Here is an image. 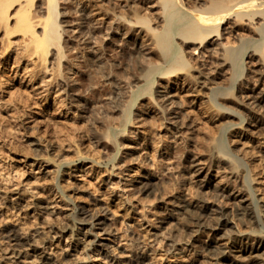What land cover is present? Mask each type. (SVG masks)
<instances>
[{"label":"rangeland","instance_id":"obj_1","mask_svg":"<svg viewBox=\"0 0 264 264\" xmlns=\"http://www.w3.org/2000/svg\"><path fill=\"white\" fill-rule=\"evenodd\" d=\"M118 3L133 5L130 0ZM93 4V0H59L61 40L70 46L82 43L77 17L83 15L80 22L93 16L99 19ZM34 6L43 9L41 0H34ZM231 16L228 22L234 20ZM256 20H237L236 33L222 31V45L213 46L224 56L217 50L215 57L202 60L189 51L192 76L155 83L156 100L142 98L134 107L135 123L120 134L121 152L116 155L100 127L108 112L117 116L118 88L110 75L97 84L89 80L98 58L89 48L83 53L70 49L68 58L76 65L71 70L62 58L63 77L50 88L39 77L30 80L22 66L11 65V51L2 55L0 46V264H42L38 257L43 251L56 258V264H204L202 249L211 241L225 242L218 245L226 255L218 263L237 264L236 255L247 256L230 247V238L251 230L252 235L264 236V111L239 97L249 87L264 85V52L255 51L262 40L257 30L262 19ZM139 27L132 23L131 32L117 33L119 43L130 34L136 41L124 47L149 44L143 26ZM119 43L108 53L116 65ZM238 44L248 54L238 60L234 78L224 49ZM252 51L256 55H250ZM47 57L49 69L54 55ZM84 57L93 62L85 66ZM210 88H219L223 94L211 98ZM73 126L85 132L78 133ZM68 137L78 139L77 143ZM220 142L227 153L217 152ZM78 154H92L101 163L89 158L66 162ZM49 156L57 157L55 162H48ZM231 157L241 161L239 171ZM248 185L253 194H247ZM148 188L150 193L144 191ZM225 192L230 195L223 196ZM238 199L250 205V211L256 210L257 221L246 222ZM254 256L253 264H264L262 257Z\"/></svg>","mask_w":264,"mask_h":264},{"label":"bare ground","instance_id":"obj_2","mask_svg":"<svg viewBox=\"0 0 264 264\" xmlns=\"http://www.w3.org/2000/svg\"><path fill=\"white\" fill-rule=\"evenodd\" d=\"M93 1L101 17L99 19H95V17L93 16V17L88 18L86 22L85 21L80 22L83 15H79L77 18L78 20L79 19L80 20H79V23L76 25L79 26V32L82 34L80 36L81 37L80 40L82 39L81 40L82 43L81 44L76 43L74 45L71 44L70 46L68 45V42L61 40L62 31L60 28H62L64 31V27L61 25L60 19H58V15L60 14L59 9H58L59 0H41L42 5H43L42 11H39L38 9H36L35 7L36 5L34 6V0H0V32H1L0 33L1 34L0 46L2 48L0 49L2 50V55L3 53H5L4 51H7V50L11 51L10 59H11V62L13 63L11 65H16V67L19 65L20 68L22 66L23 73L26 74V76L30 80L35 79L36 77H39L41 82L44 83V87L45 86L50 87L49 85H51L52 82H54L55 86H57L58 85L57 78L59 76H62V73H61V67L63 66L61 62L62 58L65 57V60H66L65 63L68 64L67 67H69L71 70H73V66L76 65L73 62V60L68 58V52L71 51L70 49L74 48L77 53H83V50L86 51L85 49L89 48L93 52V55L95 57H98L97 60L94 62L93 60H90L86 57L83 58L84 63H86L85 66L89 65L90 62L91 63L93 62L94 64L92 65L95 66L94 68L91 67L92 71L89 74V80L93 81L92 83L96 82L95 84H97L99 83V81H101V78H103L104 80L107 76L110 75L112 81L115 83L113 85L114 86L116 85L118 88L119 100L117 101V103H115L116 104L115 106L117 107V116L114 117L111 114V112H108V114L106 115V119H105L106 122L104 126H101L102 128L100 127L102 136L105 137V140L106 139L108 140L109 145L114 151V155L121 152V150L119 151V147L121 146V142L119 140L120 134L125 133V131H127V127H128L127 125L129 123H135L133 119L134 117H132L134 116L132 115L134 107L139 105L140 101L143 100L142 98H148L150 99V102L152 101L151 100L152 98L154 99V101L156 100V97L155 98L153 97L154 84L155 83L157 84L158 81H162L164 79L165 81L166 80L173 81L172 79H175L176 77L179 79V77L181 76L183 78L184 77L188 78L192 76L190 68L192 67L193 63L188 58L187 54L189 51H191V53H193L194 55L195 53L198 54L197 57H199L200 59L204 57L206 58L209 55L212 56L213 54H216L218 50V49H215L213 45L217 44V48L219 44L222 45L223 41H219L221 37L223 36L222 33L225 32L227 34V31L234 32L236 30V27L239 25V24L237 25V20L240 21L242 19L244 20L246 19L248 20V23H249V21H252V20L254 21V19L255 20L262 19V22L260 23L257 22L259 26L256 24L257 30H259L260 32L259 38L262 39L260 40L259 48L258 47L257 48L255 47L256 49L253 47L251 48L255 49V51L257 50V52L258 51L264 52V0H130L133 2L132 3L133 5L131 6L126 5V4L121 5L120 3H118L119 0H93ZM108 13L112 15L111 18L109 19L105 17L106 15H109ZM115 14L119 15V16L117 15L118 18L116 22L114 19ZM230 14H233L234 17L232 18L231 16V20L232 19L234 20H232L231 22H228L229 20L227 19L229 18ZM132 23L138 24V27L141 25V28L143 26L142 31L144 33V36L145 37L147 36L146 39L148 40L149 44L147 45L141 44L139 46L135 44L133 49H128L125 46L127 48L126 49L124 47V44L126 42H129L130 40H132L133 42L136 41L135 38L132 37L130 34L127 36V40L125 42L122 41L121 43H119V40H118L119 38H117L118 37L117 33L124 34L123 36H125L127 33H129L128 31L132 29L131 28ZM224 24L226 25L224 26ZM132 30H130V32ZM236 31L234 33H236ZM249 37H250V34H249ZM106 40H108V42L104 43V41ZM117 43H119L118 47H120V57H119V63L116 65V63L113 64V62H111L112 60L109 59L108 53L114 50V45H116ZM221 45L220 47H222ZM257 45H258V41H257L256 46ZM233 46L226 47L224 50L226 51L225 52L226 58H227L226 61L229 60L231 62L230 64V66L232 67L231 76L235 78L238 74V65H237L238 60H240V58L246 53L245 51L246 49L243 45H239V44L235 47ZM252 46H255V45H252ZM49 53H51V56L54 55V60L51 59V61L53 60V62L49 64L51 65V67L47 69L48 65L46 63L47 62L50 63V60L47 61L48 60L47 56ZM221 54L223 55L224 53H221ZM247 54L248 53H246V55ZM252 54L256 55L254 51H252L250 55ZM210 56L209 58L211 59ZM213 57L215 56L213 55ZM222 59H225V58L223 57ZM222 59H221V63L223 61ZM202 60H200V62H202ZM201 65L205 67L206 66L205 61H203ZM201 67H200V70H201ZM38 68L39 69L42 68L41 72H38ZM228 68L230 67L228 66ZM213 69L214 68L210 70H213ZM208 70H209V67H208ZM241 71H243V69ZM203 72L204 71H202V73ZM134 75L136 77H134ZM219 75H220V71H219ZM223 76L226 77L225 75ZM196 78H197V75H196ZM229 83L231 84L232 81L230 80ZM55 92H59L58 88H56ZM217 94H223V91L220 90L219 88H213L211 89V92L209 95L213 96V97L210 96L211 98H214V96H216ZM47 97H49V94H47ZM239 97L241 99L242 97L243 98L246 97V100H248L247 102L248 104H252L254 108L257 107L256 109L259 108L264 111V85L261 88L249 87L245 91H241L239 93ZM214 106L215 104L212 107ZM111 107H109V109ZM97 126L99 125H96V127ZM73 128L75 127L73 126L71 129ZM82 128L81 127L75 128L74 131L76 130L78 132L81 129L82 132L83 131L85 132V130H83ZM100 129H99V132H100ZM86 132H87V129H86ZM71 135L69 134L70 137ZM73 137H74V134H73ZM68 139L70 140L71 138L68 137ZM77 140H70V142L77 143ZM79 141H80V138H79ZM76 145L77 144H75V146ZM215 148L217 152L222 153V154H225L228 152L227 149H224V146L221 142L218 143L215 146ZM77 152L79 153L78 150ZM81 154H78L75 159L71 158L72 160L71 159L68 161L66 160V162H73L77 158H89L96 163H101L99 158H97L98 160L97 159L94 160V158L91 156L92 154L91 155L86 154V156H83V157ZM52 155L55 156V154L53 153ZM46 158L49 162L51 160L54 161L55 157L49 156ZM64 160L65 159H63V162H65ZM229 160L232 161L231 162L232 165L234 163L235 170L236 169L238 170L239 168L238 166L240 164H241L240 167L243 166L241 161H239L238 159H235L234 157H231V159ZM60 163H61V159L59 160V164L56 167L57 172H59L60 170ZM253 179L254 178L252 177L251 181ZM243 184L241 183V185ZM247 188L249 189V193L247 194L248 195L253 194L251 188H249V185L247 186ZM144 191L145 192L148 191L150 193L149 188L145 189ZM243 191H247V190H243ZM61 192H63V190ZM222 195L228 196L230 195V193L225 192V194H222ZM236 197L234 199H236ZM236 202H237L238 207L242 209V212H243L242 216H245L246 222L247 220L251 218H255L254 220L257 221V218L255 216L256 210L250 211L249 210L250 205L248 207L245 204L248 207L246 208L244 204L243 205L240 204L239 202H242V200L238 199L236 200ZM184 207H185L184 210H187L186 206ZM256 209H257V206H256ZM191 213H193V211ZM225 222H226V219H224L223 223ZM252 231L253 230H251L246 235L245 234L236 235L230 238V243H231L230 247L238 248L239 252L247 253L246 254L247 256L242 257V258L240 257L241 253L238 256L236 255V257L240 258V261L237 264H253L254 262L253 256L254 255L256 256L257 254L258 256H260L259 258L262 257V259L264 260V236H259V234L252 235L251 234ZM70 234H72V230ZM222 244H225V242L222 241V243H219L217 241H211L209 244H207V246H205V249H202V251L203 250L205 251L206 258L205 259L203 258L204 260L202 259L203 261H200V262H204V264H215V262L221 261V259L226 257V255L225 256L223 255V251L219 247L220 245L222 246ZM48 254L50 253H46L43 251V253L39 254V257L36 256V258L38 257L39 261L42 264H56L55 263L56 258L54 261V259L50 257ZM218 264H221V263H218Z\"/></svg>","mask_w":264,"mask_h":264}]
</instances>
